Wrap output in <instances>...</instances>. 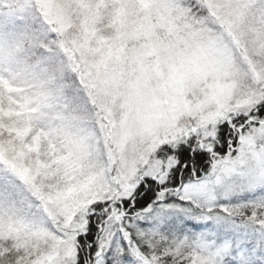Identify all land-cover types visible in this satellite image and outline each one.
<instances>
[{
	"label": "snow or ice",
	"instance_id": "6c2138e0",
	"mask_svg": "<svg viewBox=\"0 0 264 264\" xmlns=\"http://www.w3.org/2000/svg\"><path fill=\"white\" fill-rule=\"evenodd\" d=\"M0 264H264V0H0Z\"/></svg>",
	"mask_w": 264,
	"mask_h": 264
}]
</instances>
